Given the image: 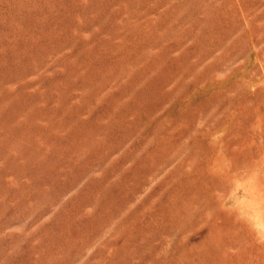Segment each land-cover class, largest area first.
<instances>
[{
	"label": "rangeland",
	"instance_id": "obj_1",
	"mask_svg": "<svg viewBox=\"0 0 264 264\" xmlns=\"http://www.w3.org/2000/svg\"><path fill=\"white\" fill-rule=\"evenodd\" d=\"M0 264H264V0H0Z\"/></svg>",
	"mask_w": 264,
	"mask_h": 264
}]
</instances>
